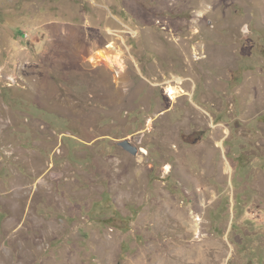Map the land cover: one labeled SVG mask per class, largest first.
<instances>
[{"label": "rangeland", "instance_id": "rangeland-1", "mask_svg": "<svg viewBox=\"0 0 264 264\" xmlns=\"http://www.w3.org/2000/svg\"><path fill=\"white\" fill-rule=\"evenodd\" d=\"M106 49L119 66H98ZM0 121L6 264H129L204 238L177 264H264V0H0ZM165 195L198 232H155Z\"/></svg>", "mask_w": 264, "mask_h": 264}, {"label": "bare ground", "instance_id": "bare-ground-1", "mask_svg": "<svg viewBox=\"0 0 264 264\" xmlns=\"http://www.w3.org/2000/svg\"><path fill=\"white\" fill-rule=\"evenodd\" d=\"M68 43H69V41H68ZM112 46L113 45H110L106 48L109 49V51H110L111 49H113ZM107 49L105 51H100V52L98 51L97 64L99 67L105 66V67H107V69L108 68L112 69L115 67V64H117V62L120 59H119V57H116V56L112 55L110 52H108ZM114 49H115V47H114ZM168 94L170 95V97L173 100H175L178 97V91L174 87L168 88ZM2 124H4V122L0 121V126ZM164 169L167 173H169L171 171L170 166H165ZM221 172L224 175H226L228 173V168H226V166L222 165L221 169L219 170V174ZM121 174H123V172L119 171L118 174L115 175V178ZM186 178L189 179L190 181L194 180L193 177H186ZM24 191L22 193H24ZM26 197L27 196H24L21 199L25 200ZM201 198H202V202H201L202 206H200L198 208V210H196V212L199 215L198 220L203 221V217L201 216V213L204 211L205 205L208 204V200H210V199H209V197H207V194H205L202 191H201ZM21 199H20V193H18V194H15L13 196V198L9 201V206H10V208H12L14 214H17L21 210L22 204H19L20 202H18ZM155 205H159L157 211L155 212L154 220H153L154 224H155L154 225L155 232L162 231L165 233V235H169V234L175 235L177 233V230L180 228V223L181 224L186 223L188 226H192L191 229L193 228L195 232H198V230L201 229L199 227L203 226V223L201 225H199L195 221H192V220L190 221V219L187 218L186 214L183 211V208L178 204V202L170 199V197H167L166 195L159 197L157 202H155ZM16 222H17V219L10 221L8 223L10 226L9 228L13 229ZM194 224H195V226H194ZM203 245L204 246L210 245V243L208 242V238H204L201 242H193V243H187V244H179V243L174 242L172 240H166V241L158 243L156 245L154 244V245L148 246V248H150V249L141 251V253L138 255V258L131 260L129 262V264H177V261H179L182 258H184L185 261L192 259L193 256L195 255L196 251H199V250L200 251H199L198 255L203 256L204 252H202V249H201V247H203ZM165 247H167L168 250H165ZM157 250L159 252L155 253V251H157ZM205 251H206V249H205ZM30 259H31V255L29 253H27L26 251H23L21 254V259L19 260V262L17 264H27L30 261ZM6 261L7 262L9 261L8 256H6V254H4L3 250L0 248V264H3V263L6 264ZM201 263H203V261L200 262V264ZM220 264H221V261H220Z\"/></svg>", "mask_w": 264, "mask_h": 264}, {"label": "water", "instance_id": "water-1", "mask_svg": "<svg viewBox=\"0 0 264 264\" xmlns=\"http://www.w3.org/2000/svg\"><path fill=\"white\" fill-rule=\"evenodd\" d=\"M247 31L244 30V33H246ZM135 141L140 145V139L139 138H135ZM120 147H122L125 151H127L128 153H130L133 156H137L139 149L138 147L134 146L130 141L126 140L122 143H120Z\"/></svg>", "mask_w": 264, "mask_h": 264}, {"label": "flooded vegetation", "instance_id": "flooded-vegetation-1", "mask_svg": "<svg viewBox=\"0 0 264 264\" xmlns=\"http://www.w3.org/2000/svg\"><path fill=\"white\" fill-rule=\"evenodd\" d=\"M144 151V149H141V152H143Z\"/></svg>", "mask_w": 264, "mask_h": 264}]
</instances>
